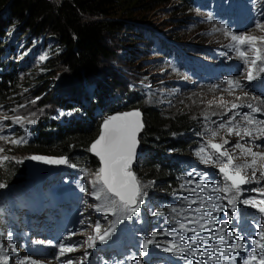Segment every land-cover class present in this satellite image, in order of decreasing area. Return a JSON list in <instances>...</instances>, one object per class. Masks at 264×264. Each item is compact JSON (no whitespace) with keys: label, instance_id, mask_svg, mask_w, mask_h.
Wrapping results in <instances>:
<instances>
[{"label":"trees","instance_id":"16d2710c","mask_svg":"<svg viewBox=\"0 0 264 264\" xmlns=\"http://www.w3.org/2000/svg\"><path fill=\"white\" fill-rule=\"evenodd\" d=\"M170 1L0 0V57L11 54L5 66L15 75L23 71L21 79L0 81V102L40 97L43 104L72 110L68 121H37L33 129L36 135L0 163V184L6 187L23 180L17 181L27 168L25 163H18L28 155L89 160L87 168L96 170L99 162L89 148L100 132L99 122L113 112L137 110L143 124L138 143L145 153L132 171L148 182L154 194L168 193L175 185L176 158L196 146L192 139L201 133L199 120L186 112L169 116L157 107L146 106L137 92L124 89L117 72L100 65L119 53L110 45V35L120 42L126 35L134 36L130 19L142 21L147 10ZM177 1L180 8L176 12L186 15L198 0ZM57 71L68 76L55 79ZM89 91L93 93L91 99ZM112 93L124 96L118 108H112ZM97 106L101 114L96 113ZM87 118H91L90 123L83 125Z\"/></svg>","mask_w":264,"mask_h":264},{"label":"rangeland","instance_id":"374dc122","mask_svg":"<svg viewBox=\"0 0 264 264\" xmlns=\"http://www.w3.org/2000/svg\"><path fill=\"white\" fill-rule=\"evenodd\" d=\"M235 1L199 0L191 4L186 15L176 12L180 8L177 0L151 8L144 13L142 21L134 18L128 21L131 23L130 33L134 36L129 38V35H126L123 37V42H120L114 35H110L109 43L119 53L117 56L106 59L104 65L102 62L100 68L103 66L105 69H113L117 72L124 89L137 92L145 105L160 108L169 116L179 111L200 119L207 135L206 139L199 144V148L205 150L202 153L206 154V157H213L210 144L219 142L223 146L221 151H226L233 157V164L241 166L242 173H249L251 177H254V174H250L254 171H250L249 168H264V150L254 146L245 149L238 139L240 136L236 135L237 132L244 133L241 128H236L234 125L220 127L221 124L228 125V121L233 120L240 100L253 97L247 88L229 89L227 87L230 84L229 81H240L243 86H246L245 81L249 71L252 73L264 66V6L257 9L252 6V0L247 2L238 0L236 8ZM260 13L263 14L259 16ZM244 14L248 15L250 22L236 29L233 35L257 37L258 40L254 44L237 45L227 32L236 28L231 21L237 17L241 18ZM222 21L225 23L222 24ZM237 46L240 52L244 53L243 57L236 50ZM255 49H259L262 59H256ZM230 60L238 63V69L233 75L220 76L224 66ZM253 60H256L255 64H252ZM207 67L216 74L211 82L202 80ZM1 68L0 64V71ZM55 76V79H61L67 77L68 73L57 71ZM6 77L17 79L11 75ZM48 93L51 94V91ZM39 99L40 97L22 96L18 101L0 105V163L7 161L5 155L19 146H24L20 144L25 142L12 143V141L27 140V133L33 131V123L28 121L60 122L68 121L71 117L72 113L63 109L38 106L43 103ZM17 117L20 118V122L14 123ZM229 129L232 130L231 133ZM33 156L37 155L25 156L18 166L25 163L28 169L27 164L34 160L31 159ZM225 161L227 162V159ZM63 165L62 169L68 168L71 174L80 177L84 182L87 189L85 191L86 211L89 216H94L96 208L94 205H99L101 208L105 205L103 200H97L91 195L95 190L91 181L95 180L96 172H90L87 168H73L72 165L67 167L65 163ZM211 165H219L214 157ZM194 169L195 167H188L185 173L189 174L190 170ZM55 170L58 171L54 173ZM59 171L60 169L56 167L48 177L41 178L44 185L60 180L58 179ZM31 177L30 175L21 176L17 181L26 178L22 183L0 188V218L3 216V210L5 215L7 210L16 211L21 205L20 199L24 201V204L34 206L36 189L34 178ZM139 185L150 188L148 183L141 180ZM14 192L17 193L16 198L9 196ZM138 207L139 211L131 214L126 225H132L136 232L145 231L146 234L151 235L163 222L159 206L147 198ZM98 213L97 219L101 220L105 227L108 221L116 220L121 214H113L110 208ZM19 215L23 218L25 210L20 209ZM6 226V221L2 219L1 231ZM155 239L159 240L161 237L158 235Z\"/></svg>","mask_w":264,"mask_h":264},{"label":"snow or ice","instance_id":"6c2138e0","mask_svg":"<svg viewBox=\"0 0 264 264\" xmlns=\"http://www.w3.org/2000/svg\"><path fill=\"white\" fill-rule=\"evenodd\" d=\"M257 27H261L257 25ZM232 40L237 43V45L244 44H254L258 40L257 37L251 36H237L232 35ZM241 57L244 56L243 52H240L239 47L236 49ZM257 52L256 59H262L259 55V49H255ZM256 60L252 61V64H255ZM260 71H264V68H261ZM252 73L249 71L248 79H252ZM232 84V81H229ZM238 87V82L236 83ZM235 107V106H234ZM257 111V109H253V112ZM135 119H130V118ZM140 113L138 111L123 113L115 116H110L103 122L102 125V133L100 137L91 145L90 151H92L101 162V167L95 173V180L91 181L94 186V191L91 195L97 200H103L105 202L104 208H101L99 205H94L97 211L111 209L113 214L122 213L124 219L131 218L132 213H136L139 211V204L143 202V196L146 195L141 190V186L135 178V175L130 170L132 162L135 158V149L137 145L136 134L143 127L140 119ZM247 119V117H245ZM14 123H19L20 118L17 117ZM252 121L249 120V123ZM28 123H34V121H28ZM220 127H224L223 124ZM231 129L229 132L231 133ZM245 135H249L247 131L244 133ZM215 135V133H213ZM236 135H240L239 132ZM26 142L23 139L21 141H12V143H20ZM227 143V141H225ZM211 148L215 149L217 153H219L222 157H227V162L223 163L220 167L219 171L223 174L224 181L230 182V184H225L223 188L214 187V191H223L225 193L229 191H233L234 195L238 196L241 192V187L247 183H249V179L242 174L241 166H235L233 164V157L227 153L226 151H221V144H211ZM237 147H242L241 145H237ZM204 148L200 149V152H204ZM255 155V153L253 154ZM31 159L44 160L45 163H66L65 160H48L44 157L33 156ZM213 157L208 156L207 161H212ZM205 159H201V163L207 162ZM264 175V173H261ZM188 183H192L191 180ZM0 187H5V185L0 184ZM87 191V189H83ZM194 191V189H193ZM118 198V199H116ZM191 203H195V201H190ZM233 200H229V204H232ZM242 203L246 205H250L252 208H255L259 213L264 215V200L256 201L253 200H243ZM215 210V209H214ZM175 212L176 209L174 208ZM199 212V209H196ZM114 224L116 222H113ZM189 223H198V221L189 220ZM264 223V222H262ZM180 229L184 232H200L204 230L205 225L200 224L197 228H189L186 224L181 223L179 225ZM97 233L100 231V225L96 224L95 226ZM110 235V231H105L104 235L99 236V240L101 243H104L105 237ZM153 235H156L153 233ZM175 235V233H173ZM259 240L252 239L251 244L255 245L257 249H261L264 251V229L259 232ZM91 240V237L89 238ZM197 240L206 241L208 237L206 236H198ZM236 239L240 242L234 243L231 245L233 251L241 250L244 247V241L241 240L239 236ZM196 241L194 240L193 243ZM151 240H145L144 248L148 249L149 244H151ZM94 244L90 243L89 247H93ZM175 245H170L169 248H165V251H171ZM60 255L63 256L65 252H71L73 249L70 246H65L63 243L60 245ZM13 251H16L15 246L12 247ZM187 251L189 255L196 256L197 253L192 251L191 249L180 248V251L177 252V255ZM199 255L206 256L208 253L201 252ZM212 259H217V257L213 256ZM5 261H7V257H3ZM257 260V256L255 252H250L247 255V258L244 259L243 264H252V261ZM20 264H24V261H20ZM66 264H72L71 260H68ZM192 264V262H190ZM196 264H199L197 261ZM258 264H264V255H261L258 260Z\"/></svg>","mask_w":264,"mask_h":264},{"label":"water","instance_id":"95a60500","mask_svg":"<svg viewBox=\"0 0 264 264\" xmlns=\"http://www.w3.org/2000/svg\"><path fill=\"white\" fill-rule=\"evenodd\" d=\"M130 112H134V111L114 113V114H111L110 116H115V115H119V114H123V113H130ZM138 112H139V111H138ZM139 113H140V112H139ZM110 116H109V117H110ZM107 119H108V118H107ZM130 119H135V118L133 117V118H130ZM139 119H140V121H141V113H140V117H139ZM104 121H105V120H104ZM104 121H103V122H104ZM103 122H102L101 125H100V132H99V134H98V137L94 140V142L100 137V135H101V133H102V125H103ZM140 130H141V129H140ZM139 133H140V131L136 134V139L138 138ZM94 142H93V143H94ZM93 143H92V144H93ZM92 144H91V145H92ZM90 148H91V147H90ZM140 151H141V146H140V144H139L138 141H137V145H136V149H135V158H134V160L138 157ZM90 152H91L92 155L96 156L92 151H90ZM96 157H97V156H96ZM97 158H98V160H99V157H97ZM134 160H133V162H134ZM133 162H132V163H133ZM99 163H100V167H101L102 165H101L100 160H99ZM62 164H63V163H58V167H61ZM27 166H28L27 173H28L29 175L46 173V172L49 170V168H51V166H50L48 163H45L44 160H37V159H35V160H31L30 162H28ZM131 166H132V165H131Z\"/></svg>","mask_w":264,"mask_h":264},{"label":"bare ground","instance_id":"6f19581e","mask_svg":"<svg viewBox=\"0 0 264 264\" xmlns=\"http://www.w3.org/2000/svg\"><path fill=\"white\" fill-rule=\"evenodd\" d=\"M240 101H242V100H240ZM30 128H31V127H30ZM28 133H29V132H28ZM28 133H27V134H28ZM27 136H28V135H27ZM246 177H247V176H246ZM1 193H2V192H1Z\"/></svg>","mask_w":264,"mask_h":264}]
</instances>
